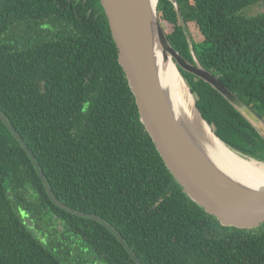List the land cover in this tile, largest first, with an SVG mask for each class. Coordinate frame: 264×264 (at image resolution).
I'll return each mask as SVG.
<instances>
[{
	"label": "trees",
	"instance_id": "16d2710c",
	"mask_svg": "<svg viewBox=\"0 0 264 264\" xmlns=\"http://www.w3.org/2000/svg\"><path fill=\"white\" fill-rule=\"evenodd\" d=\"M175 1L192 50L173 4L158 0L172 47L189 62L194 55L264 120V11L244 14L264 0ZM178 70L216 136L264 163V140L251 125L209 84ZM0 111L54 197L110 224L142 264H264V222L220 224L166 169L139 120L99 0H0ZM69 239L103 264H135L102 225L48 199L0 121V264L79 263L49 249Z\"/></svg>",
	"mask_w": 264,
	"mask_h": 264
},
{
	"label": "water",
	"instance_id": "95a60500",
	"mask_svg": "<svg viewBox=\"0 0 264 264\" xmlns=\"http://www.w3.org/2000/svg\"><path fill=\"white\" fill-rule=\"evenodd\" d=\"M99 1L117 49V61L135 101L139 120L166 169L183 192L204 212L224 226L251 229L264 222V183L257 187L248 186L232 178L216 165L198 141L197 136L174 111L170 96L158 76L156 55L160 53L164 62L170 58L174 63L187 91L192 96L197 124L204 127L202 124L204 123L213 136L236 156L264 165L263 162L245 157L232 150L216 136L210 125L203 119L196 106L195 98L178 67L209 84L263 140L264 120L210 71L203 68L194 55L193 62H189L172 47L157 15L158 0L154 2L152 0ZM169 1L175 8L190 50H192V40L183 23L178 5L175 0ZM0 121L28 156L48 199L57 208L69 214L102 225L124 247L135 264H142L121 234L110 224L95 214H86L68 208L54 197L33 153L1 111ZM195 133L199 135L196 128ZM23 222L27 228L33 229V223L28 217L24 216Z\"/></svg>",
	"mask_w": 264,
	"mask_h": 264
},
{
	"label": "bare ground",
	"instance_id": "6f19581e",
	"mask_svg": "<svg viewBox=\"0 0 264 264\" xmlns=\"http://www.w3.org/2000/svg\"><path fill=\"white\" fill-rule=\"evenodd\" d=\"M156 56L158 76L170 96L174 111L190 127L216 165L232 178L248 186L257 187L264 183V165L236 156L213 136L204 123H202L204 127L197 124L192 96L187 91L174 63L170 58L164 62L160 53ZM195 128L200 136L195 133Z\"/></svg>",
	"mask_w": 264,
	"mask_h": 264
},
{
	"label": "flooded vegetation",
	"instance_id": "af4514ba",
	"mask_svg": "<svg viewBox=\"0 0 264 264\" xmlns=\"http://www.w3.org/2000/svg\"><path fill=\"white\" fill-rule=\"evenodd\" d=\"M48 237V235L46 236V238ZM46 240L47 243H49V240ZM45 242L44 245H47V243ZM75 241L69 239L68 241H62L60 240L59 242V246L60 247H55V246H50L49 249H52V252H58V253H62L63 251H68V253H70L71 258H74V260H77L78 257L82 260H80L79 263H75V264H103L100 260H97V256L96 255H92V250L87 247L84 249L81 248H77V245L74 244ZM87 255V259H84L83 256Z\"/></svg>",
	"mask_w": 264,
	"mask_h": 264
},
{
	"label": "rangeland",
	"instance_id": "374dc122",
	"mask_svg": "<svg viewBox=\"0 0 264 264\" xmlns=\"http://www.w3.org/2000/svg\"><path fill=\"white\" fill-rule=\"evenodd\" d=\"M264 11V3H262V4H260V5H254V6H251V7H249L245 12H244V14L245 15H248V16H254V15H256V14H258V13H260V12H263ZM191 34H193L192 36H193V39H195L196 41H199L200 39V37H199V34L196 32V31H194L193 30V33H191ZM192 38V37H191ZM255 163H257V162H255ZM259 164V163H258Z\"/></svg>",
	"mask_w": 264,
	"mask_h": 264
}]
</instances>
